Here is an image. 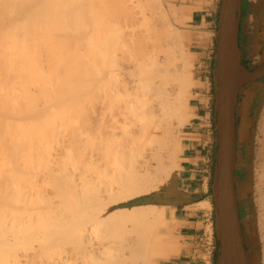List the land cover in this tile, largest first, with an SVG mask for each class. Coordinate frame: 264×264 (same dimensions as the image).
I'll use <instances>...</instances> for the list:
<instances>
[{"label": "bare ground", "instance_id": "bare-ground-1", "mask_svg": "<svg viewBox=\"0 0 264 264\" xmlns=\"http://www.w3.org/2000/svg\"><path fill=\"white\" fill-rule=\"evenodd\" d=\"M58 1L59 0H51V4L48 3V2H50V1H48L47 3L50 5H47V3L44 2V0H0V33L6 32L4 34L2 33L0 36V55L2 56V59L0 62L4 63V65H6V62H8V60L10 61V64H11V61H14V62H12L14 65L11 64L12 66L11 65L8 66V68L12 67V68H10L11 71L12 70L15 71V68L13 69V66L15 67V64H17V66H18L19 62H22L24 67H25V65H28L26 67V70L25 69L23 70V71H26V73H27L28 67H29V70H30V68H32V67H30L31 66L30 63L33 62V59L34 60L37 59L36 56H35V58L30 59V57L34 56V54L32 55V53H30L31 56L28 55L29 51L31 50L30 52L35 53L34 50H36L37 48L40 49L42 43L44 42L42 40L44 37H46L45 35H47L48 33H51V35L53 34L52 36L55 35V33H54L55 30H54V32L51 30L52 29L51 25L55 22H54V19L51 20L50 19L51 17L49 18V16H50L49 14L52 15V13H53L54 16L56 15V10L58 11L60 9V8L57 9L58 6H57V4H55L56 2L58 3ZM66 1L70 2L68 0H66ZM66 1L62 0V2H61V0H60L61 4L64 3V4H62L63 6L62 5H60V6L64 7L65 5H67ZM111 1L112 0H81L82 4H81V2L78 1L81 4L80 5L75 0V2H76L75 4L80 5L78 10H77V13L75 14L76 11L74 10L75 9L74 8L75 5L73 3L74 1L71 0L73 5H71V7H70L69 4H72V3H69L68 6L70 8L67 9L68 8L67 6H66L67 8L66 7L65 8L67 9L68 12L70 11V14H71V12H74L75 16H77V15H79V16H77V18H75L73 16V14L68 16L69 13L67 12V14H68L67 16L72 17V18L71 19L69 18L70 20L69 19L64 20L63 17L66 15L62 12L63 10L58 11V12H60V15H59V13L57 14L59 16L56 15L57 17H59V19H62L61 21H65L66 24L65 23L64 24L66 25L67 30H68L67 23H69V21H72L74 23L73 19L75 18L77 20V19H79V17L81 18V20L79 19V21L86 20V22H88L89 25H91L93 23L94 24V25L92 24L93 27L95 26L97 29V31H95L94 38L92 37L93 35H91V37L93 38V41H91V43L93 42L92 48H94V50H93L94 56H93V68L91 69L92 72L90 73V74H92V80H91L92 82L91 81L90 82L92 83L91 88L94 91V92H91V93H94V96H93L94 99H93V103H92V105L94 104V107H93L94 110L92 109L94 112L91 110V114H92L93 118L90 115L89 119H91V120H89V121H91V122H89L90 123L89 128L87 129V127H86V131H89L88 132L89 133L88 137L90 138L89 139L90 141H88L89 145L91 143L92 144H91V146L87 147V143H86V139H85L86 136H85L84 131H83L84 129L82 126H80L79 135L74 136V137H76V139H75L76 142L74 145L75 151L77 152V155H78V159H77L78 160V168H77L78 173L75 177V180H74L73 184L65 183L63 179H56L55 180L56 187L58 188V190L61 191L60 194H63L60 197L62 199V201L60 203L63 202L61 204V206L63 208L62 209L63 212L60 211L61 215H62V217H61L62 219L59 218V220H63V221H60V224H59L58 223L59 220H58L56 222L57 223L56 227H54V228L51 227L53 225L47 226V227L51 228V229H48V228L47 229H48V231H50V233L53 237H57L55 235H58V237L56 239L60 238V240H58V242H60L64 247L63 255L65 253V256L63 257V260L61 262L62 264H68V262H70V261L73 262L72 261L73 259L76 262V259L79 256H75L76 255L75 249H77V248L82 249L83 248L82 242L85 241L84 238L86 237V242H87L88 241L87 237L89 239V236L91 237L90 233L93 232L94 230H95V232L97 231V233L99 232L98 234H100V233L103 234L104 239H101L100 246L96 247V250L98 251V252H96V254L100 253L101 251L105 252L108 255L107 264H140V263L143 264L144 260H145L144 259V256H145L144 253H146V251L149 248L151 249L152 253H155V251L157 252L158 250H156V244H154L153 246L151 245V247H150V235L152 234V232L155 233L154 230L156 229V227L162 224L163 216L158 211L156 206L149 204V200L147 198L146 192H140V190L142 187L146 186L147 178L154 176L153 177V179H154L155 177L157 178L156 175L166 174L169 172L170 165L168 163H164L163 157L167 156V158L171 159V156H173L174 153L172 154V152H171L173 150H171V151L169 150L170 146L171 147H174V146L177 147V146L182 144V139H178L177 137H174L175 134L170 132V129L168 128V126H170V125H168V122L171 119H173L174 117H177V118L182 119V120L184 119L182 112H183V107H184L185 101H184L183 96H182V92H183L182 90L191 85L192 76H191V74L189 72L190 70L188 69V66L186 64L187 62L185 63V58L183 60L179 59L180 61H182L181 63L184 64L182 68H181V63L179 61H177V58L179 56L178 57L176 56V53H175L176 51L173 47L176 44V40L171 39L172 32H171V29H169L170 26L168 25L169 22L167 20L168 16H166V13H165L166 11L164 12V10H163L164 7L162 4V0H147V1H151L152 3H154V5H151V3H149L150 4L149 9H147L145 7V11L146 10L149 11L151 8L154 11L158 10L157 13L151 12L152 11L151 10L150 11L151 13L149 12L150 14L143 13V9L142 10L140 9V7L144 8L141 0H137V2H138L137 4L142 3V6L141 5H138V6L135 5L136 7L131 4V3H133L134 0H117L118 2L115 3V5H118L123 1V5L128 4V6L126 5L128 10L130 8L131 9L133 8L132 10L136 9L135 10L136 13H137V11H139V13H140V11H141L142 15L141 14L140 15L142 16V19L150 21L151 22V28L146 23H145V25L148 26L149 28L145 27V25H143V27L140 26L143 24L142 22L144 20H142V22H141L139 20L140 18H138V17H137L138 19L136 20L135 17L139 14H136L134 12L136 14V16H135V14L132 13L133 11L131 9H130L132 11L131 14H129L130 12L127 9H126V11H128L129 13H127L125 10L121 11V9L119 7L120 6L122 7V5L115 8L113 5H114V1L116 2V0H114L113 3ZM42 2H44L47 6L45 5L43 8L44 3L41 5ZM53 2H55V3H53ZM144 3L147 4L148 2L144 1ZM134 4H136V2H134ZM58 5H59V3H58ZM56 6H57V8H56ZM150 6H151V8H150ZM39 7L43 8V10L39 9ZM110 7L115 8V10L120 9L121 14L117 13V11L115 14L113 8H111L112 11L114 12V14H113ZM71 8H72V11H71ZM124 8H126V7H124ZM54 9H55V13H54V11L53 12L51 11ZM138 9H140V10H138ZM64 11H65V9H64ZM106 11L107 12L109 11L108 14H110V18L112 20L107 19L104 22H102L104 19H106L105 16H108L107 13L105 14ZM62 13L64 14V16ZM103 13L105 16L103 15V17H102L103 19H101L102 20L101 22L103 24L107 23V24H105L106 26L105 25L103 26L102 24L100 26V24H98V23H100V21L97 23L96 21L93 20V18L91 20V17H92L91 15L94 16L95 14L96 15L98 14V15L102 16L101 14H103ZM125 13H127V16L129 15V17L135 16L134 19L133 18H132V20H130L131 18L129 19L130 22L132 21V23H133V21L134 22L140 21L139 28L135 27L136 25H138V22H137V24L136 23L132 24L129 21L128 22L130 24L125 22V24H123L124 26L121 24H119L121 26H118V23L120 20L125 21V19H126L125 17H127V16H124ZM117 14H119V15L123 14L121 16L122 18L120 16L117 17ZM30 15H31V18L33 15H34V17H36V16L37 17L33 18V20H32V19H30ZM54 16H52V17L55 18L56 16L55 17ZM67 16L64 18H68ZM46 17H47V19H46ZM94 17L96 19V16H94ZM113 17H114V19H113ZM48 18L50 21H52L51 22L52 24L49 27H46L45 24L48 23ZM100 18H97V20ZM56 19H58V18H56ZM56 19H55V21L58 22L59 19H58V21ZM50 21H49V24H50ZM66 21H68V22H66ZM110 21H112L113 24H115L114 26H117V28H119L117 30H120L121 29L120 27H125V26H127V29H129L130 32L128 30L127 31L124 30L128 34L126 39H127L128 43L131 45V46L129 45V48H131V50L128 48V45L126 47L129 49V52L126 51L125 50L126 48L124 49V47H123V46H125V44H123L121 41L124 42V40L121 39V41H118V42H121L119 44L115 38L114 39L115 42L111 43L112 32H110V31H112V30L115 31V29L113 27L109 28V26H111V23H112ZM115 21H118V22L114 23ZM72 22H70V23H72ZM77 22L78 21H75V23H76L75 25H77ZM59 23H60V21H59ZM97 24H98V26H97ZM148 24H150V23H148ZM29 25H33V26L35 25V26L33 28V26L29 27ZM69 26H72V24H70ZM10 27L12 29H9ZM45 27L51 31L47 32L48 29H46ZM128 27H130V28H128ZM144 27H145V30H141V29H144ZM59 28H60V26H59ZM61 28H60V30L57 29L56 31H59L60 35L63 33V35H61V36H64L65 34H67V33H65V32H67V30L64 29L65 26L62 28V30H61ZM147 28L149 29V31H148V33L145 32V33H147L146 34L147 36L146 35L144 36L143 32L146 31ZM88 29H89V27H88ZM137 29L141 30L143 32L139 31V32H141V33H139L137 31ZM5 30H7V31H5ZM63 30H64V32H63ZM117 30L115 31V33H113L114 35L117 33ZM83 31H85V30H83ZM43 32H45L47 34L44 33L45 34L44 35ZM119 33H120V31H119ZM122 33L123 32L120 33L121 36L122 35L124 36V33L123 34ZM59 34L57 33V35H55V36L56 37L58 36L60 38L61 36ZM67 35H69L70 39L73 38L71 36L72 34L70 32ZM47 36H50V35H47ZM52 36H50L51 40H49V37H48L47 39L49 41L46 40V42L52 41V38L58 39V37L56 38L55 36L54 37H52ZM121 36L119 35V37H121ZM126 39H125V42H126ZM177 39H178V37H177ZM46 42H45V45L44 44L42 45V49L44 48V50L47 49V48L45 49V47H43V46H46ZM114 43H115L116 49L113 47L114 45L112 46V44H114ZM92 44H91V46H92ZM121 44H122V46H120ZM122 47H123V50L125 51V53L126 52L130 53V51L132 53L134 52L133 54L131 53V55H129L127 53L129 55V57L128 56H126V57L129 58L128 61H130L132 59V57L133 58L136 57L135 60L132 59L130 62L132 65L134 62L133 66H134L135 72H133V70L131 71L129 67H126V68L127 69L129 68L130 72H132V74H131L129 71H127L132 75V77H131V79L133 78L132 81H134L133 76H135V77L137 76V79H138L137 81L135 80L136 81L135 82V85H136L135 88L133 87V89H129L131 91L128 90V92L124 91L125 94L127 95L126 96L127 99H125V100H127V103H126L127 109L125 108L126 112L121 111L123 108L119 109L122 104L119 106V108L115 107L116 106L115 104L117 102H115V104H114L115 106H114L112 104V101L114 102V99L110 98L111 97L110 95L113 94L115 91V90L113 91V88H112L114 85V83H113L114 80H111V79H113L114 77L116 78V76L114 74H112L113 78L110 77L111 73H114V72L111 71V68H109V67H111V65H110L111 62L113 63V61H114L112 66L115 64L117 58L113 57V56L116 55L115 54L116 51H120V50H118V48L122 49ZM132 47H133V50L135 47L136 51H132ZM32 48H33V51H32ZM34 48H36V49H34ZM112 48H114L116 51L114 49L112 50ZM110 49H111V51H110ZM39 51H41V50H38L37 53ZM42 51H41V54H42ZM2 52L5 53V54H3V55H5L4 57L2 55ZM24 52H28V54L24 53ZM109 52L111 54L110 56H109ZM23 53L25 56H23ZM37 53H36V55H37ZM182 53L183 52H181V54ZM41 54L38 55L40 60L43 58L42 56H45V54L44 55L42 54V56H41ZM136 54H137V56H136ZM26 55L28 57L30 56L29 60L31 62L28 61L27 59H26L27 60L26 62H24L25 61L24 59H23V61L20 60V59L26 57ZM134 55H135V57H134ZM46 56L44 57L45 58L44 60H46ZM4 58H6L5 60H7V61H4L3 60ZM39 58L37 59L38 63L36 61H34L37 63L38 67H39L38 64H41L42 62L44 63V60L43 61L41 60L39 62ZM181 58H182V55H181ZM102 59L105 60L107 63L111 59V62H109L108 64L105 65L106 62L102 61ZM15 62H17V63H15ZM27 62H28V64H27ZM102 62H105V63H103L104 64L103 66H102ZM177 62H179L180 65H178ZM8 64H9V62H8ZM128 65H126V66H128ZM17 66H16V70H17ZM20 66H19V68H20ZM32 66L34 68L33 63H32ZM37 66L35 65V67L38 69ZM42 67H44V66H42ZM107 67L109 68V71H111V72L106 70ZM191 67L192 66H189L190 69H191ZM4 68L5 67L3 66V70L8 72L6 70V68L5 69ZM21 68H23V67H21ZM36 68H34V71H36ZM44 68L46 69V67H44ZM126 68H125V71H126ZM172 68L174 70H172ZM41 69H42V71L40 69L39 70L42 73H44L45 70L43 68H41ZM40 71L39 72L36 71V73L42 74ZM125 71H124V73H125ZM137 72H138V75H137ZM9 73H11V72H9ZM15 73H16V71L14 72V74ZM18 73L22 77L25 76V73H22L21 70L18 71ZM31 73H34V72L32 71ZM129 73H127V74H129ZM133 73H135V74L133 75ZM12 74H13V72H12ZM12 74H10L11 75L10 77L13 76ZM1 75H3V74H0V76ZM6 75L8 76V74H6ZM18 75H17V73L15 74V76H18ZM29 75H30V73H29ZM32 75H31V77H32ZM42 75H39V76H41L40 79H42ZM34 76H36V74ZM118 76L119 75H117V77ZM138 76H139V78H138ZM90 77H91V75H90ZM16 78H18V77H16ZM119 78H121V77H119ZM0 79H1V77H0ZM52 79L53 78H50V80L48 81L49 85L51 83L53 84ZM33 81L35 82V81H37V79H35V77H34ZM39 82H40V80L37 81V83H39ZM41 82H42V80H41ZM111 82H112V84H111ZM117 82L115 83L116 85H117ZM171 82H173V84L175 83L179 86V90H177V92H176L177 94L175 93L176 96H174V99L172 98L173 95H171L174 92H171V91L173 89H176V88L172 89V87H169ZM3 84H5V83H3ZM3 84H0V90H3V86H4ZM128 85H129V83H128ZM6 87L8 88V86H6V84H5L4 88H6ZM9 87H11L10 84H9ZM16 87H15V90H17ZM50 87H51V85L48 86L49 89L52 88V87L51 88ZM12 88L13 87H11L10 90ZM169 88H171L172 90ZM6 89H5V91H6ZM114 89H115V87H114ZM8 90H9V88H8ZM8 90H7V93H8ZM13 90L9 91L12 94V95L10 94V96H9V93L7 94V93H5V91L4 92L0 91L2 94L5 93V95L3 94V96H0V99L6 95L8 97H10V99H12L15 96V95L13 96V93H12ZM109 90H110V92H109ZM111 90L113 91V93H111L112 92ZM51 91H52V89H51ZM101 91L102 92L104 91L106 93V96L108 97V98H106L105 96L104 97L102 96L103 97L102 100L103 101L105 100L104 102H101V95L103 94ZM15 92L17 93V91H15ZM47 92H50V90ZM47 92H44L45 94L44 93L43 94L46 95ZM1 93H0V95H2ZM115 93H117V92H115ZM119 93H120V91H118V94ZM32 94L33 93H30V95H32ZM107 94H109V95H107ZM118 94H116V95H118ZM121 94L122 93H120V95ZM47 97H48V93L46 96H44L45 102L48 104V101H46ZM124 97H125V95H124ZM104 98H106L107 100ZM42 99H43V97L39 100L41 101ZM109 99H112V101H109ZM118 99H119V97H118ZM13 100L15 101L14 98L12 99V101ZM39 100H38V102H40ZM17 101H18V99H16L15 102L10 101V103L12 104V106H13V103L16 106V104L18 103ZM107 101L109 103H107ZM45 102L43 100L42 103H39L40 106H42V108H40V106H38L37 105L38 103L36 102L37 104L35 103L34 105H32L33 108H35V109L30 108L29 112H31V110L33 109L34 113L37 114V112H35V110H36L35 105H37L38 108L43 109L44 108L43 104ZM67 103H68V101L65 102V105ZM11 104L8 103V105H11ZM101 104H103L104 107ZM119 104H120V102H119ZM109 105H110V107H109ZM112 106H114V108ZM3 107L7 108L5 106H3ZM19 107L20 106H18V109H19ZM28 107H31V106H28ZM1 108H2V106H1ZM4 108L2 109V111H5L4 113L7 114L8 111L6 112V110H4ZM23 109H25V106L23 107ZM110 109L112 111H110ZM14 110H15V108H14ZM17 111H19V110H17ZM22 111H19V113ZM40 111H38V112H40ZM108 111L111 114H109ZM114 111H116L117 113L118 112L119 113L124 112L122 114L123 116L122 115H120V116L125 118V121L123 118L119 117V114L117 116V114ZM10 112H8V113L10 114ZM41 112H40V114H41ZM13 113L14 112H12L11 114H13ZM25 113H26V111H25ZM34 113H32V114L34 115ZM93 113H94V115H93ZM14 114L16 115V114H18V112H15ZM26 114L28 115L29 113L27 112ZM26 114L23 116L27 117ZM114 114L116 115V118L114 117L115 119L113 118ZM30 115L31 114H29L28 117ZM33 115L30 116L31 119H34L32 117L36 116V115L35 116H33ZM109 115H111L110 118L112 119V121H111V119H109ZM20 116H21V113H20ZM40 116H42V114ZM40 116H38V117L36 116L37 119H39ZM118 117L120 118L119 121H121V122L117 123L118 125L120 123H122V121L128 122V123L127 122L122 123L121 125L118 126V127L123 128V132L126 130L124 128V127H126L125 124L130 125V127L131 126L132 127L130 128L127 126L126 128L131 129L130 132L128 134H126L128 131L123 133V134L121 133V134H119L120 137L116 138V136L113 137L115 134L114 135L111 134L113 131V130L111 131V128L114 129V127H111L112 125L109 123L114 121L113 123L116 124V122L119 119ZM13 119L15 120V118H13ZM126 119H128L129 121L131 119V123L133 125ZM32 122H33V120H32ZM53 122H54V120H53ZM106 122L108 123L107 125H106ZM134 122H135V124H134ZM5 123H7V122L5 121ZM30 123H31V121H30ZM37 123H40V121ZM55 124H52V126H51V123H50V127H54V128L57 127L56 122H55ZM169 124H171V122ZM17 125L16 126L19 129L22 127V126L20 127V125H22V124H17ZM31 125L33 127L34 124L29 125L30 130L33 129L31 127ZM38 125H41V124H38ZM38 125H37V128L39 127ZM108 125H110V126H108ZM13 126L14 125L12 124L11 128ZM76 126H75V128H76ZM171 126H172V124H171ZM15 127H14V129H15ZM24 127H26V126H24ZM106 127L110 128L109 131H108V129H106ZM118 127H116V128L118 130H120L121 128L119 129ZM133 127H134V130H132ZM173 127H174V124H173ZM9 128L7 127L8 130H9ZM23 128H21L19 130V132L16 129V131H14L15 134H14V132H12L13 128L11 129L12 131L9 133V135H11L13 133L14 137L17 136V137H15L16 140L15 141L13 140V143H12V140L9 143V140L7 139V137H5L8 140L7 141L8 145L12 144V145H9L10 146V152L13 150L12 148H14V151L17 153V154L15 153L16 157L19 154L23 155L25 153V151L28 150V148L30 149L29 151H31L30 154L34 155V153L37 152V151L34 152L35 149L37 150V147H38L37 145H39L40 147L42 145V142H38L39 144H36V142H34V140H33L34 137H35V139L36 138L38 139L41 134H39V133L36 134V131L34 133V130H32L33 133H31L32 131L30 132V130H29V132L31 133V136L32 137L34 136V137L33 138L31 137V139H32L31 141H33V142L30 144L28 143L29 147L27 148L28 145L26 142H28L30 136L28 135L29 134L28 133L27 135L29 137H27L28 139L26 138L27 141H25L26 140L25 137L27 136L25 134L27 133V130L29 128H25L26 130L24 129L25 134H24V132L21 133L23 131L22 130ZM54 128H52V129H54ZM59 128L61 129L60 126L58 127V129ZM129 129H127V130H129ZM54 130H50V131H53V134H54L55 133ZM77 130H78V128H77ZM172 130L173 129H171V131ZM47 131H48V129H47ZM115 131H117V130H115ZM173 132H175V131H173ZM175 133L177 134V132H175ZM21 134H24V136ZM35 134H36V136H35ZM172 134H174V135H172ZM7 135H8V133H7ZM37 135H38V137H37ZM49 135H50V132H49ZM116 135H118V131H117ZM51 136H53V135L51 134ZM54 136H55V134H54ZM57 136L59 137L60 135L57 134ZM10 137H12V135ZM14 137H12V138L14 139ZM58 137H56L57 140H58ZM129 137H130V139H129ZM6 139H5V142H6ZM9 139H11V138H9ZM19 139H21L20 143L18 141ZM48 139L49 138H47L46 140H48ZM112 139L114 140L113 142L115 145H113V143H111ZM46 140L44 141V139H43V141L45 143L47 142ZM109 140H110V142H109ZM35 141H37V140H35ZM107 141L109 143H111L112 146L110 144H107ZM117 141H119V142H117ZM3 142L4 141H2V145H5L6 149L1 148L2 151H0V153H2L3 151L8 153V150H7L8 145L6 146L7 142L6 143H3ZM22 142L24 143V145L25 144L27 145L26 147L24 146L25 149L27 148L26 150L23 149L24 148L23 146H20V145H22L21 144ZM144 142H145V144H147L146 147L143 144ZM49 144L50 143H48V145ZM140 144H142V146H140ZM262 144L264 146V142H262ZM2 145H1V147H2ZM172 145H174V146H172ZM11 146H14V147H11ZM143 146L145 147V149L143 148ZM40 147H38V148L40 149ZM52 147H53V145H52ZM39 149H38V151H39ZM49 150L51 151V149H49ZM42 151H41V153H43ZM44 151H46V150H44ZM10 152L8 153L9 156L7 155V153H6V155H4L5 154L4 152H3L4 154H0V155L10 157ZM27 152L28 151H26V154H27ZM13 153L11 155L12 158H14L13 156H15V154L13 155ZM170 153L172 155H170ZM37 154H38V152H37ZM45 155H46V153H45ZM11 157L9 159H11ZM19 157L20 156H18V161H19ZM138 157H139V159H140V157L141 158L143 157L142 159H140L142 161H137ZM21 158H22V156L20 157V159ZM25 158H23V159H25ZM36 158L38 159L39 157H36ZM36 158H34V159H36ZM3 159H5V157ZM23 159H21V160H23ZM30 159L28 158V162L30 161ZM6 160L9 161L7 158H6ZM14 160H15V158H14ZM3 161H5V160H3ZM15 161H17V160H15ZM256 164H257V170H259V167L262 168V175H260L258 173L259 182L256 183L255 191H254L255 196H256V213H257L255 224H256V228L258 229V232L261 235V240L264 243V156L262 154L260 155L259 162L257 161ZM5 165H7V164H5ZM32 165H33V162H31V167H32ZM87 167H88V172L85 174L84 171H85V168L87 169ZM1 168L2 167H0V170L2 172L4 167L2 169ZM257 172H259V171H257ZM6 173L7 172L5 171V176L3 175L4 177H7L8 174L6 175ZM28 175L30 176V172L27 171V176ZM9 176H10V174H9ZM13 180H11V183H13L15 181V180L14 181ZM6 181H5V183L8 182V181L7 182ZM19 181H20V179H19ZM0 184L3 185V183H0ZM13 184H15V183H13ZM16 184L14 185V187H16ZM8 185H9V183H7V186ZM3 187L4 188L1 187V190L2 189L3 190L0 191V193L3 191L6 193L7 189H5V188H8V187H6L5 184ZM8 190H7V193H8ZM11 194H9V193L8 194H4V193L2 194L1 193L0 196L2 198L3 197L6 198V196H10ZM60 194H59V196H60ZM12 196L13 197H11V196L10 197L12 199L14 198L13 201L10 197H7L6 200L2 199L0 197V201L7 202V204H9L8 202H10V201H7L9 199L13 202V203L11 202L12 203L11 205H15L16 203L21 202V200L17 199L19 197H16L15 194H13ZM61 199H59V201ZM0 203L3 204L2 202H0ZM0 209H1V207H0ZM1 212L2 211L0 210V213ZM69 212H71V213L69 214ZM1 214L3 215V213H1ZM4 214L6 215V216L4 215L5 218L9 217V215L11 217H12V215L17 216V213L7 214L5 212ZM4 216H2V217L4 218ZM2 217L0 215V219H2ZM11 217H9V218H11ZM14 217H12V218H14ZM17 217L20 218L19 215ZM17 217H16V220L14 219L11 221V224L13 223V221H15V222L19 221V218L17 220ZM25 218H26V216H25ZM28 218H29V215H28L27 219ZM33 219H34V217H33ZM3 220H1L2 224L6 225V223H3V222H6L5 219H3ZM20 220H22V219L20 218ZM25 220L26 219H24L23 221H25ZM9 221H10V219H9ZM23 221H21V222H23ZM26 221H28V220H26ZM26 221H25V223L26 224L28 223L27 226L28 225L31 226V224L34 225L32 222V218L29 220L31 224L29 223V221L28 222H26ZM1 222H0V226L1 227L3 226L2 228L4 229V225H2ZM21 222H18L17 226L19 224H21ZM37 223L40 225V221L39 222L37 221ZM42 223L44 224V222H42ZM42 223H41V225H42ZM88 223L93 225L92 228L87 227L86 229H84L83 227ZM25 225L22 229L25 228ZM57 225H59V226H57ZM27 226L25 228L26 230L29 228V227L27 228ZM71 226L76 228V229H79V233L75 232V231H77L75 229H74L75 231L72 230L73 228H71ZM1 227H0V229H1ZM19 227L20 226H18L17 228H13V229H15L14 232L16 234L14 232H12V233L6 232V234L8 233V235L9 234L16 235V239L18 238V241H19V238H22L23 234L26 233L24 230H22L21 232H23V234L21 233L20 234L21 237H19L18 233L20 232L19 229H21ZM5 228L7 229L10 227H5ZM70 228L72 230L71 232H70ZM3 229H1V231H0V254H3V253L9 254L10 252H12L13 245L16 244L17 240L14 241L15 242L14 244H11L7 239H5L6 237H4L7 235L3 236V234H5L4 232L6 231V230L4 231ZM45 230H46V228H45ZM43 232L45 233V231H43ZM69 232L70 233L75 232L74 233L75 234L74 241H76L75 243L77 244V245H74V246H77V248L75 247V249H74V247H73L74 250L72 249L74 251L73 256L76 258L73 257L72 259H71V255H72L73 251H70V255H69L70 258L67 255L68 254L67 252L69 251L68 250L69 248H67V246H69L68 240H69V236L71 235ZM50 233L46 232V234H47L46 237L48 236V237L52 238L50 236ZM17 235H18V237H17ZM40 235L41 234H39V236ZM34 236H36V234ZM39 236L37 235V237H39ZM41 236L45 237V235H41ZM151 239H152V237H151ZM14 240H15V238H14ZM152 241H151V244H153ZM70 242L72 243V241H70ZM27 244H28V242H27ZM27 244H25L23 248H25V246L27 247ZM234 246H235V258H236L237 264H249L248 263L249 259H247L248 261L246 259H243V256L240 252V247H239V243H238L237 239L234 240ZM14 249H16V246ZM149 253H150V251H149ZM158 254L161 255V253L159 251H158ZM149 256H151V254H149ZM152 256H155V255H152ZM61 259H62V257H61ZM69 259H71V260H69ZM0 261H1L0 262V264H1L2 260H0ZM139 261H141V262L139 263ZM142 261H143V263H142ZM76 264H78V263H76ZM253 264H255V259L253 261Z\"/></svg>", "mask_w": 264, "mask_h": 264}, {"label": "rangeland", "instance_id": "rangeland-1", "mask_svg": "<svg viewBox=\"0 0 264 264\" xmlns=\"http://www.w3.org/2000/svg\"><path fill=\"white\" fill-rule=\"evenodd\" d=\"M48 1H50V2H48ZM68 1H70V2H67L66 1L67 5H65L64 7H62L63 6L62 4H64V3L61 4L62 0H61V2H60V0L58 1L59 5H58L57 2L56 3L53 2V3L57 4L58 8H57V6H56V8L57 9L60 8L59 9L60 11L63 10L62 12L66 16L68 15L67 14V12H68L67 9H69L71 7V5H73V3H74V5L76 6V7L74 6V8H75L74 10L76 11L75 12V14H76L79 6L82 4L81 0H76L77 2L78 1L81 2V4L78 2V4H80V5L75 4L76 3L75 0H72V1H74L73 3L71 2V0H68ZM113 1L114 0H112L111 2L113 3ZM144 1L145 2H148L147 3L148 5L145 4ZM44 2H46V3L48 2V3L51 4V0H46V1L44 0ZM44 2H42L41 5ZM117 2H118L117 0H116V2L114 1V5L113 6L115 8H117L120 5H122V7L124 6L126 8L123 7L124 8L123 9L121 6L119 8L121 9V11L122 10L123 11L124 10L126 11L128 4H126L127 6L126 5H123V1H122L120 4L115 5V3H117ZM134 2H136V4H134ZM141 2L143 3L144 8H141L140 6L139 7H140L141 10L143 9V13L150 14L151 12H156V13L158 12V10L157 11L156 10L155 11L152 10L151 6H150L151 9L149 11L148 10L145 11V7L147 9H149V5H150L149 3H151V5H154V3H152L151 1L141 0ZM48 3H47V5H50ZM69 3H72V4H69ZM137 3H138L137 0H134L133 3H131V4L133 6H135V5L136 6H138V5H141L142 6V3L141 4H137ZM68 4L70 5V7L68 6ZM162 4H163V7H164L163 10H164V12L166 11L165 12L166 13V16H168L167 17V20L169 22L168 25L170 26L169 29H171V32H172L171 39L176 40V44L173 47H174V49L176 51L175 52L176 53V56L177 57L179 56L177 58V61H179L181 63L182 61H180L179 59L183 60L185 58V63L187 62L186 64H187L188 69L190 70L189 72L191 74V69L189 68V66H191V63H190L191 62V56H190L189 51H188V46L185 43V37L187 35V32H186L184 14H183L182 10L180 9V7L178 5V0H162ZM45 5L46 4L44 3L43 8H44ZM60 5H62V6H60ZM40 7H39V9H42L43 10V8H40ZM111 8H113V7H110V9ZM115 8H113L115 14H116V11H117V13H120L121 14L120 9L119 10L118 9L115 10ZM64 9H65L66 12L64 11ZM130 9L129 10L127 9L130 13L128 11H126V12L129 13V14H131L132 11H133L132 12L133 14L136 13L135 12L136 9L135 10H132L133 9L132 8L131 9L132 11ZM140 9H138V10H140ZM51 11L52 12L54 11V13H55V9L54 10H51ZM58 11L56 10V15L58 13L60 15V12H58ZM71 11H72V8H71ZM111 11H112V9H111ZM114 12H113V14H114ZM68 13H69L68 16H70L71 14H73V16L75 18H77V16H79V15L75 16L74 15V12H71V14H70V11H69ZM106 13H107V15L109 17L108 16H105L104 13L101 14L102 16H100L98 14H97L98 15L97 16L95 14L94 16H96V19H95V17L93 15H91L92 16V17L90 16L91 17V20L93 18V20L96 21L97 23L100 21V23H98V24H100V26H101V24L104 26L107 23H104L103 24L102 22H104L107 19L108 20L109 19L112 20L110 18V14H108L109 11L108 12L106 11L105 14ZM127 13H125L124 16H127ZM64 14H63V16H64ZM136 14H139V15L136 16ZM136 14H135L136 17L134 16L136 18V20L138 18H140L139 20L142 22V20H144V19H142L141 11H140V13H139V11H137ZM49 15H50L49 18L51 17L50 18L51 20L54 19V22L56 24L55 23L52 24L51 23L52 21H50L49 18H48V23L45 24V25H46V27H49L52 24L51 25L52 26V29L51 30L53 32L55 30V32H54L55 35H57V33L59 34V31H56L59 28V26H60V28L61 27L63 28L65 26L64 29L67 30L66 29V25H65L66 24L65 21H61L62 19H59V17H57L59 15H57V16L55 15L56 17L54 16L53 13H52V15L51 14H49ZM103 15L106 17V19H104L102 21L101 19H103L102 18ZM122 15L117 14V17L118 16L121 17ZM52 16H54L55 18H53ZM66 16H64V17H66ZM36 17H34V15H33L32 18H31V15H30V19H32V20H33V18H36ZM64 17H63L64 20H67L69 18L70 19L72 18V17H68V18H64ZM134 17H129V15H128L127 17H125L126 18L125 21H123V20H120L119 21L118 26H121V25L125 24V22L126 23H129L130 20H132V18L134 19ZM56 18L59 19L60 23H59L58 19H56ZM75 18L73 19L74 23L72 21H69V23L72 22V23H70V24H72V26H69L70 24L67 23L68 30H67V32H65L67 34L70 32L72 34L71 36L73 37V38L71 37L72 39H70L69 35H67L65 33H64L65 34L64 36H61V35H63V33H62L61 35L59 34L61 36L60 38L57 36L58 39H55V38L53 39L52 37H54L55 35L52 36L53 34L51 35V33H48L47 34V33L43 32V34L45 33L47 35L52 36L51 37L52 38V41L46 42V40L49 41L51 39H50V36H47V35L44 34L46 37L43 38L42 41H44V42L42 43V45L43 44L45 45V42H46V46H43V47H45V49L46 48L47 49L46 50H44V48L42 49V45H41V48L40 49L39 48H37V49L34 48V49H36V50H34L35 53L34 52H30L31 51L30 50L31 48L29 49L30 50L29 51V54H28V52H24V53H27L30 56H31L30 53H32V55L34 54V56H32V57L29 56L30 59L35 58V56L38 59L39 58L38 55H40L41 54V51L43 50L42 51V54L43 55L45 54V56L46 55L47 56H46V60H44L45 59L44 58L45 56H42V54H41V56L43 57L41 60L42 61L44 60V63L42 62L44 65L42 63L41 64H38L40 68L37 66V63H38V60L37 59H35V60L33 59V62H31L29 60V57L27 55H26V57L20 59L22 61L24 59L25 60L24 62H26L27 60L30 61L31 62L30 63L31 66L30 65L29 66L32 67V68H33L32 63L34 65V68H36L35 67V65H36L38 67V69L36 68V71H38V72L40 70L42 71L41 68H43L45 70V71L43 70L44 73H42L40 71L43 75L40 74V73H36V71H34V68L33 69L30 68V70H29V67H28V70H27V73H26V71H23V70L24 69L26 70V67L28 65H25V67H24L23 64H22V62H19L18 66H17V64H15V67L13 66V69L15 68V71H16L17 75L19 74L18 71L21 70L22 73H25V76L22 77V76H20V74L18 76H15V74H16V73L14 74L15 71H13V70L11 71L10 70V68H12V67H9L8 68V66H10L11 64L14 65L12 63L14 61H11V64H10V61L8 60L9 64H8V62H6V65H4V63L0 62L1 63L0 64V74H3V75L0 76L1 77L0 84L5 83L6 86H8V88H9V90H8L7 87H6L7 89L4 88L5 87V84H3L4 85L3 86V90H0V91L4 92L5 89H6L5 93H7V90H8V93H9V96H10L11 93L9 91H11V90L14 89L12 93H13V96L14 95L15 96L14 97L12 96V97L15 99V101H16V99H18V101H17L18 103L16 104V106L17 105L20 106L19 109H18V106L16 107L14 105V103H13V106H12V104L10 103V101L11 102H15V101L14 100L12 101L13 98L10 99V97H8L7 95L4 96V97H2L0 99V111L2 112V113L0 112V126H1L0 127V144L2 145V141H4L3 143H6L8 140H9V143L11 142V140H12V143H13V140L15 141L16 140L15 137H17V136L14 137L13 136V133H12L11 135H12V137H14V139H13L12 137H10L11 135H9V133L12 130H13L12 132L16 131V129L19 132V130L21 128H23L24 126H26V127H24L22 129L23 131L21 133L24 132V134H25V130H26L25 128H29L27 130V133L25 134V135H27L29 133L28 135L30 136L29 137L27 135L25 137V139L27 137H29L28 142H26L27 145H28V143L30 144V143L33 142V141H31L32 140L31 139V137H32L31 136V133H33L32 130H34V133L36 131V134L37 133H39L41 135L43 134L42 136L40 135V137L38 139L37 138L35 139L34 136H33L34 138L32 137L33 140H34V142H36V144H39L38 142H42V145L43 146L41 145V147H40L39 145H37L38 147H40V149L37 147V150L36 149L34 150V152L37 151L38 154H37V152H35L34 155L33 154L31 155L30 154L31 151H29L30 149L28 148L29 145L28 146L26 144L24 145L23 142L21 143L22 145H20V146H23V147L24 146L25 147L27 146V148H28V150H26L27 148L25 149V147L23 148L26 151H28L27 154H26V151L24 150L25 153L24 154L22 153L23 155H21V154L18 155L20 157L22 156L21 159H23V158L26 157L23 160H21L20 157H19V161H18V156L16 157V154L17 153L14 151V148H12L13 149L12 151L14 153L12 151L11 152L13 153V155L16 153L15 156H13V157L17 161H15L14 158L11 157L12 153L10 152V146L9 145H12V144H9L8 145V142L6 143V146L8 145V148L9 149L7 148V150H8V153L10 152L11 159H9L10 157L4 156V155H6L7 152L3 151L5 154L3 152L0 153V154H4V155H0V167H2V168L4 167L5 168V169L3 168V171L2 172L0 170V177H1L0 178V183H3V185L0 184V191L3 190V189L1 190V187L4 188L3 186L5 184L6 187H8V188H5V189H7V190L9 189L8 190V193L9 194L12 193L10 196L13 197L12 195L15 194L16 197H19L20 198V199L19 198H17V199L18 200H21L20 203H16L15 205H11L13 203L12 201H13L14 198L12 199L10 196H6V198H4V197L2 198L0 196L2 199H5V200L7 199V197H10L12 199V201L9 200V199L7 200V201H10V202H8L9 204H7V202L0 201L2 203L4 202L3 204L0 203L1 204L0 205L1 209L0 210L2 211L1 213H3V215L1 213H0V215H1V217L4 216L5 215L4 214L5 212L7 214H9V213H13V214L14 213H17V216L19 215L20 218L22 219V220H20L19 217H17L16 215H14L15 216L14 217L12 214L11 215L14 218H12L9 215V217H11V218L7 217L8 218L7 219V218H5V216H6L5 215L4 218L2 217V219H0V222L3 219H5V221H6V222H3V223H6V225L2 224V222H1V224L4 225V229L2 228L3 226L2 227L0 226L1 229H3L4 231L6 230L4 232L5 234H3V236L4 235H7V236H4V237H6L5 239H7L11 244H14L15 243L14 241L17 240L16 244L13 245L12 252H10L9 254L8 253L7 254L6 253L5 254L4 253L3 254H0L2 256V257L0 256V258H1L0 260H2V263L1 264H62L61 262L63 260V257L65 256V253L63 255L64 247H63V245L60 242H58V240H60V238L59 239H56L58 237V235H55L57 237H53L51 235L50 231H48V229H51V228L50 227H47L48 225H53V226H51L52 228L56 227V224H57L56 222L59 220V218L62 219L61 218L62 217L61 212H63L62 211L63 208H62L61 204L63 202L60 203L62 201V199L60 197L63 194H60L61 191L58 190V188L56 187L55 180L56 179H63L65 183L73 184V182L75 180V177H76V175L78 173V169H77L78 168V160H77L78 159V155H77V152L75 151V146L74 145H75V142H76L75 141L76 137H74V136L75 135H79L80 126H82L83 129H84L83 130L84 131V134L86 136L85 139H86L87 147L88 146H91L92 143L89 145V142H88V141H90L89 140L90 138L88 137L89 136V133H88L89 131H86V127H87V129L89 128V125H90L89 122H91V121H89V120H91V119H89V117H90V115L92 116L91 110L94 107V104L92 105L93 99H94L93 98L94 93H91V92H94L93 89L91 88L92 87V83H91L92 82L91 81L92 80V74H90L92 72L91 69L93 68V56H94L93 50H94V48H92L93 47V44H92L93 42L91 43V41H93V38L95 36V31H97V29H96L95 26H94L95 28L93 27V25H94L93 23H92L93 25L92 24L89 25L88 22H86V20H83L82 19L83 21H79V19L81 20L80 17L77 20ZM97 18H100V19L97 20ZM46 19H47V17H46ZM55 19L58 22H56ZM113 19H114V17H113ZM49 21H50V24H49ZM75 21H78L77 22V25H75L76 24ZM140 21H137L138 22V25H136L137 24L136 21L135 22L133 21V23H136L135 24L136 25L135 26L136 28H139ZM66 22H68V21H66ZM110 22H112V21H110ZM117 22L118 21H115L114 23H117ZM130 23H132V21ZM142 23L143 24L140 25L141 27H143V25H145V23H146L151 28V22L150 21L144 20ZM148 23H150V24H148ZM98 24H97V26H98ZM119 24H121V25H119ZM114 25L115 24H113V22H112L111 23V26H109V28L113 27L115 29V31L117 29H119V28H117V26H114ZM31 26H33V25H29V27H31ZM34 26H33V28H34ZM148 26L145 25V27H148ZM88 27H89V29H88ZM125 27H120L121 29L120 30H117V33L118 34L116 33L115 35L113 34V33H115V31H113V30L110 31V32H112V34H111V36H112L111 43L112 42H115L114 41L115 38H116L117 42L118 41H121V39L124 40V42H125V39L127 38V35H128L126 33V31L127 30L129 31V29H127V26H125ZM145 27H144V29H141V30H145ZM60 28L58 30H60ZM62 28H61V30H62ZM128 28H130V27H128ZM148 28L144 32L141 31V30H138V29H137V31L138 32L139 31L143 32L144 33V36H145L148 33V31H149ZM9 29H12V28L10 27ZM46 29H48V28H46ZM7 30H5V31H7ZM48 30H47V32H50L51 31V30H49V31ZM83 30H85V31H83ZM124 30H126V31H124ZM119 31H120V33L121 32L124 33V36L122 35L123 37L121 36V34L119 33ZM63 32H64V30H63ZM141 32H139V33H141ZM145 32H147V33H145ZM2 33L4 34L6 32H2ZM2 33H0V36H1ZM91 35H93L92 36L93 38L91 37ZM119 35L121 37H119ZM48 37H49V40L47 39ZM177 37H178V39H177ZM121 42L123 44H125V46H123L124 49L127 47V45H128V48H129V45L130 44L128 43L127 39H126V42L125 43L123 41H121ZM121 42H118V43L120 44ZM91 44H92V46H91ZM112 46L115 48V43L112 44ZM120 46H122V44ZM123 47H122V49H119L118 48V50H120V51H116L115 50L116 48L115 49L112 48V50L114 49L116 51V53L114 52L116 55L113 56V57H116L117 58V59L115 58L116 59V62H115V64L113 66H112V64L114 63V61H113V63L111 62V59H110V61H108V60L107 61H108V63L111 62V64H110L111 67H109V68H111V71L114 72V73H111L110 77L113 78V75L112 74H114L116 76V78L114 77L111 80H114L113 81L114 85L112 87L113 88V91L115 90L114 93L117 92V93L114 94L113 91L111 90L112 91L111 93H113L114 95L110 93L111 94L110 95L111 96L110 98H113L114 99V102L112 101V99H109V101H112V104L113 105L115 104V102H117L115 104L116 106L115 105L114 106L115 107H118V108L122 104L119 109H122L123 108L121 111L126 112V109H127V105H126L127 100H125V99H127L126 98L127 95L125 94L124 91H127L128 92L129 89H133V87L135 88V86H136L135 85V82L138 79H137V76L136 77L133 76L134 77V81H132V79H133V78L131 79L132 72H130V70L131 71L133 70V72H135L134 71V66H133L134 65V62L132 61L133 62V65L130 62H131L132 59L135 60L136 57L134 55L135 58L132 57V59L130 58L131 60L128 61L129 58H127L126 56L129 57V55H131V53H132L131 51H130V53H128L129 52V49L131 50V48H129V49L126 48L125 50L128 51V52L125 53V51L123 50ZM38 50H41V51H39L40 53L39 52L37 53ZM32 51H33V48H32ZM110 51H111V49H110ZM132 51H136L135 47H134V50H133V47H132ZM181 52H183V53L181 54ZM24 53H23V56H25ZM36 53H37V55H36ZM3 54H5V53L2 52V55ZM180 54L182 55V58H181V55ZM110 55L111 54L109 52V56ZM4 56L5 55H3V57ZM136 56H137V54H136ZM0 57H1L0 58V61H1L2 56L0 55ZM5 59L6 58H4L3 60L4 61H7ZM41 60L39 58V62ZM34 61H36L37 63L34 62ZM102 61H105V60L102 59ZM17 62H15V63H17ZM105 62H102V66L104 65L103 63H105ZM179 62H177L178 65H180ZM108 63L106 62L105 65L108 64ZM27 64H28V62H27ZM126 65H128V66H126ZM183 65L184 64L181 63V68L183 67ZM3 66L6 68V70L8 72H6L5 70H3ZM16 66H17V70H16ZM19 66H20V68L21 67H23V68L20 69ZM42 66L46 67V69L44 67H42ZM126 67H129L130 70H129V68L127 69ZM109 68L107 67V69L106 68L105 69L107 71H109ZM125 68H126V71H125ZM31 70L34 73H31L32 72ZM172 70H174V69L172 68ZM111 71H109V72H111ZM124 71H125V73H124ZM127 71H129L131 74L129 72H127ZM9 72H11V73H9ZM12 72H13V74H12ZM29 73H30V75H29ZM127 73H129V74H127ZM6 74H8V76ZM10 74H12L13 76L10 77L11 76ZM35 74H36V76H34ZM134 74L135 73H133V75ZM31 75H32L33 78L35 77V79H37V81L40 80V82L39 83H37V81L34 82L33 81V78L31 77ZM39 75H42V79H40L41 76H39ZM90 75H91V77H90ZM117 75H119V76L117 77ZM137 75H138V72H137ZM16 77H18V78H16ZM119 77H121V78H119ZM50 78H53L52 79L53 80L52 81L53 84L50 82L51 83L50 85L52 87V88L51 87L50 88L52 89V91H51V89L48 88V86H50L49 83H48V81L50 80ZM138 78H139V76H138ZM41 80H42V82H41ZM116 82H117V85L115 84ZM127 82L129 83V85H128ZM9 84H10L11 87H13L11 90H10L11 87H9ZM111 84H112V82H111ZM174 84H173V82H171L170 85H169V87H172V89L173 88H176V89H173L174 91L171 88H169V89L172 90V91L170 90L171 92H174L173 94H171V95H173L172 96L173 99H174V96H176L175 93L177 92V90H179V86L177 84H175V85ZM15 87H16L17 90H15ZM114 87H115V89H114ZM188 88L189 87H186L185 89L182 90L183 91L182 92V96H183V99L185 101L184 102V107H183V112H182L183 113L182 115H183L184 119L182 120V119H179L177 117H174L173 119H171L168 122V125L171 126V124H172L171 127L168 126V128L170 129V132L171 133H174L175 134L174 137H177L178 139H182V136L180 135V131L182 130V128L185 126V124L191 118L190 115H189L188 104H187V101L185 99V98L188 99V91L190 89V88L189 89ZM48 89L50 90V92H47V91H49ZM15 91H17V93ZM118 91H120V93H122V94L121 95H120V93L118 94ZM129 91H131V90H129ZM44 92H47L48 93V97L46 99V101H48V104L45 102V99H44V96H46L47 93H46V95H44L45 94ZM109 92H110V90H109ZM5 93H3V94L5 95ZM30 93H33L32 94L33 96L30 95ZM102 93L103 94L101 95V102H104L105 100L103 101L102 98L104 96L106 98H108V97L106 96V93L104 91ZM3 94L0 95V96H3ZM116 94H118V95H116ZM123 94L125 95V97H124ZM107 95H109V94H107ZM117 96L119 97V99L120 98L121 99L119 100ZM42 97H43V99L40 101L39 99H41ZM106 98H104V99H106ZM38 100L40 102H38ZM43 100L45 102L43 104V107L44 108L43 109H40V108H42V106H40L39 103H42ZM67 101H68V103L65 105V102H67ZM119 102H120V104H119ZM8 103L11 104V105H8ZM35 103L38 106H40V108H38L37 105H35V107H36L35 112H37V114L39 113L38 115L36 113H34V110H33L35 108H33L32 105H34ZM107 103H109V102L107 101ZM101 105L103 106V104H101ZM1 106H2V108H1ZM3 106L7 107L8 109L7 108H4ZM24 106H25V109L26 110L23 109ZM28 106H31V107H28ZM114 106H112V107L114 108ZM109 107H110V105H109ZM3 108H4V110H6V112L7 111L10 112L11 110L12 111L10 112V114L8 112L6 114V113H4L5 111H2ZM14 108H15L16 111L14 110ZM30 108H33L31 110V112H29L30 111ZM17 110H19V111H22L23 110L24 112L23 111H22L23 113L20 112L21 113V116H20V113ZM37 110L38 111H40V110L42 111L43 110L42 112L40 111L41 114H42V116H40L41 114ZM25 111H26V113L28 112L31 115H33L32 113H34L33 116H35V115L37 117L40 116V118L37 119V117L35 116V117H32L34 119H31V117H30L31 115L28 117L29 114L27 115L25 113ZM110 111H112V110L110 109ZM116 111H114V112L117 114V116L119 114V117L120 118H123L120 115H122L124 112L123 113L122 112L121 113H119V112L117 113ZM12 112H14V113L15 112H18V114H16V115L14 113L11 114ZM25 114L27 115V117L26 116H23ZM109 114H111V113L109 112ZM93 115H94V113H93ZM110 116L111 115H109V119H111ZM114 117L116 118V115L115 114L113 115V118ZM13 118H15V120ZM92 118H93V116H92ZM120 118L118 119L117 122L115 121L116 124L113 123L114 121L109 123V124L112 125L111 127H114V129L111 128V131L113 130L111 134L112 135L115 134L113 137L116 136V138L117 137H120L119 134H121V133L123 134V133H125L127 131L128 132L126 134H128L130 132V130H131L129 128H126L127 126L130 127V125H127V124H125L126 127H124V128L126 130L124 132H123V128L122 127H118L122 123H126L127 122V121L124 122L125 121V118H123L124 121H122V123H120L118 125L117 123L121 122V121H119ZM4 120L7 123H5ZM32 120H33L34 123L32 122ZM53 120H54V122H53ZM126 120H128V119H126ZM30 121H31V123H30ZM39 121H40V123H37ZM111 121H112V119H111ZM55 122L57 123V127H55V128L54 127H50V123H51V126H52V124H55ZM129 122L131 123V119H130ZM170 122H171V124H169ZM12 124L14 125L12 127L13 129L11 128ZM17 124H22V125H20V127L21 126L22 127L19 129L17 127L18 126ZM30 124H34L33 127L31 125V127L33 128L32 130H30V126H29ZM38 124H41V125H38ZM107 124L108 123L106 122V125ZM113 124L115 126L117 125L116 127H118L119 129L121 128V129L118 130ZM134 124H135V122H134ZM173 124H174V127H173ZM37 125L39 126L38 128H37ZM59 126L61 127V129L59 128L60 130L58 129ZM75 126H76V128H75ZM108 126H110V125H108ZM7 127L8 128L10 127L9 128L10 131L7 129ZM14 127H15V129H14ZM134 127H133L132 130H134ZM52 128H54L55 130L52 129ZM77 128H78V130H77ZM47 129H48V131H47ZM106 129H108V131H109L110 128H107L106 127ZM127 129H129V130H127ZM171 129H173V130L171 131ZM29 130H30V132L31 131L32 132L30 133ZM50 130H54L55 131V133H54L55 136L53 134V131H50ZM115 130L118 131V135H116L117 134V131H115ZM173 131L177 132V134L175 132H173ZM6 132L8 133V135H7ZM49 132H50V135H49ZM14 134H15V132H14ZM24 134H21V135L24 136ZM36 134H35V136H36ZM51 134L55 138L53 136H51ZM57 134L60 135V136L58 137ZM174 134H172V135H174ZM5 137H7L8 140ZM37 137H38V135H37ZM56 137H58V140H57ZM9 138H11V139H9ZM45 138L46 139L49 138V139L46 140ZM5 139H6V142H5ZM27 139L25 141H27ZM43 139H44V141L45 140L47 141L46 142L47 144L43 141ZM129 139H130V137H129ZM35 140H37V141H35ZM18 141L20 143L21 142V139H19ZM111 141H112L111 143H113V145H115L114 142H113L114 140L112 139ZM109 142H110V140H109ZM109 142L107 141V144H110L111 145V143H109ZM117 142H119V141H117ZM48 143H50V144L48 145ZM143 144L146 147L147 144H145V142ZM1 145H0V151H2L1 148L2 149H4V148L6 149L5 145H2V147H1ZM52 145H53V147H52ZM140 146H142V144H140ZM144 146H143V148L145 149ZM172 146H174V145H172ZM11 147H14V146H11ZM48 148L51 149V151ZM38 149H39V151H38ZM44 150H46L47 152L44 151ZM169 150L170 151L173 150L171 152H172V154L174 153V155L171 156V159L170 158H167V156H164L163 157L164 163H168L170 165L169 172L166 173V174L156 175L157 178L155 177L154 179H153L154 176L153 177L151 176V177L147 178L146 186L142 187L141 190H140V192H146L147 198L149 200V204L156 206L157 209H158V211L163 216V222H162V224L156 227V229L154 230L155 233L152 232L153 235L152 234L150 235V247H151V245L153 246L154 244H156V250H158L161 253V255L158 254V251L157 252L155 251V253H152L151 252V249L149 248L146 251V253H144L145 254V256H144V259L145 260H144V263L142 261L143 264H174L175 263L174 260H175L176 256L179 254V251H180V244H179V240L177 238V225H176V221H175V218H174V207L172 206V200L178 195V192H177L175 183H176V178H177L178 172H179L180 155H181V145H179L177 147H175V146L174 147H171L170 146V149ZM41 151L43 153H41ZM8 153H7V155H8ZM45 153H46V155H45ZM172 154L170 153V155H172ZM4 157H5V159H3ZM36 157H39V158L37 159ZM6 158L9 161H7ZM28 158L29 159L31 158L29 162H28ZM34 158H36V159H34ZM142 158L140 157V159H142ZM138 159H139V157H138ZM138 159H137V161H142V160H140V159L138 160ZM3 160H5V161H3ZM253 160H255V155L253 156L252 154H250V156L248 158V165L249 166L242 173L243 176H240L238 174V176L236 177V172L238 171L237 170V167H236V169H235V186H236V194H237V199H238L239 213H240L241 225H242V229H243L244 244H245V248H246L247 257H248V259H250V254L252 252L251 251V246L249 244V237H250V235L252 236L255 233V237H253V241H255V239L259 241L258 249L261 250V252H259L260 253L259 255L262 256V264H264V243L261 240V235L258 232V229L256 228V224H255L256 217H257V213H256V196H255V192H254L255 191L256 183L259 182L258 173L260 175H262V168L259 167V170H257V164L254 163ZM31 162H33V165H34V166L32 165V167H31ZM216 163H217V160H216ZM5 164H7V165H5ZM5 171L7 172L6 175L8 174L7 177H4L5 176ZM27 171L30 172V176L29 175L27 176ZM257 171H259V172H257ZM84 172H85V174L88 172V167H87V169L85 168V171ZM213 172H214V170H213ZM213 172H212V170H209V173H211V176L212 177H214V173ZM216 173H217V164H216L215 174ZM9 174H10V176H9ZM216 177H217V174H216ZM216 177H215V181H216ZM18 178L20 179V181H19ZM11 180L14 181V182L12 181L13 183H15V184L17 183L16 184V187H14L15 184L11 183ZM5 181L7 183H9L8 186H7V183H5ZM213 187H215V185H213ZM7 190H6V193L4 191L1 192V193L2 194L3 193L4 194H8L7 193ZM59 194H60V196H59ZM59 199H61V200L59 201ZM200 208H206V207L200 205ZM70 213L71 212H69V214ZM28 215H29V218L27 219ZM25 216H26V218H25ZM16 217H17V220L19 218V221H16V222L13 221V223L11 224V221L14 220V219L16 220ZM33 217H34V219H33ZM31 218H32V222H33L34 225H32L30 223V221H29ZM213 218L216 221L215 223L217 224L216 227H215V230L212 231V227H210V226L207 227V229H206V233H207L206 238L207 239L204 242H201V244L203 246H200L199 245V246H197V247L194 248V250H196V253H194L195 254V256H194L195 259H194V262L192 264H220V245H219V233H218V215H217V206H216V196H215V192H214V195H213ZM6 219L8 221L10 219V221L8 222ZM24 219L28 220L29 223L31 224V226H29V225L27 226L28 223L26 224L25 223L26 220L23 221ZM21 221H23V222H21ZM28 221H26V222H28ZM37 221L38 222L40 221V225L37 223ZM60 221H63V220H59L58 221L59 224H60ZM18 222H21V224L18 225V226H20L19 228H21V229H19L20 232L18 233L19 237H21V235H20L21 233L23 234V232H21L22 230H24L26 232V233L23 234L22 238H19V241H18V238L16 239V235H12V234H9L10 236L8 235V233L14 232L15 229H13V228H17L18 227L17 226ZM42 222H44V224ZM22 223L23 224L24 223L26 224V225L24 224L25 225V228H26V226H27V228L28 227L29 228L27 230L25 228L22 229L24 227V225ZM41 223H42V225H41ZM57 226H59V225H57ZM85 226L83 227L84 229H86L87 227L92 228L93 225H91L90 223H88ZM5 227H10L11 229L10 228H7L8 229L7 230ZM45 228H46V230H45ZM71 228H73L72 230H74V229L77 230V231H75V230L74 231L79 233V229H76V228H74L72 226H71ZM71 228H70V232L72 231ZM1 229H0V231H1ZM43 231H45V233ZM6 232H8V233L6 234ZM46 232H49L50 233V236L52 238H50L48 236L46 237V235L48 234V233L46 234ZM75 232L70 233L71 235L69 234L70 235L69 236V240H68L69 241L68 242L69 243L68 244L69 246H67V248H69L68 249L69 251L67 252L68 253L67 254L68 256L70 255V251H73L75 249V247L77 248V246H74V245H77L75 243L76 241H74V237H75V234L74 233ZM91 233H90L91 237L89 236V239L87 237V240H88L87 242H86V237L84 238L85 241L82 242L83 243L82 244L83 248L82 249H79V248L75 249L76 250L75 251V253H76L75 256H79V257H77L78 260L76 259V262H75L74 259H73L72 260L73 262L70 261V262H68V264H76V263H78V264H107L108 255L105 252L101 251L100 253L96 254V252H98L96 250V247H99L100 246V243H101V239H104L103 238V234H101V233L98 234L99 232L97 233V231L95 232V230L93 232H91ZM35 234H36V236H34ZM39 234L45 235V237L44 236L42 237L41 235L39 236ZM18 235H17V237H18ZM37 235L40 238L37 237ZM151 237H152V239H151ZM14 238H15V240H14ZM26 241L28 242V244H27ZM70 241H72V243ZM151 241H152L153 244H151ZM25 244H27V247L25 246V248H23ZM15 246H16V249H14ZM73 247H74V249H73ZM149 251H150V253H149ZM149 254H151V256H149ZM73 255H74V251L72 252L71 259L74 257ZM152 255H155V256H152ZM257 255H258V253H257ZM61 257H62V259H61ZM69 258H70V256H69ZM74 258H76V257H74ZM71 259H69V260H71ZM257 260H258V258L256 256L255 264L258 262ZM140 262L141 261H139V263ZM249 264H250V261H249Z\"/></svg>", "mask_w": 264, "mask_h": 264}, {"label": "crops", "instance_id": "crops-1", "mask_svg": "<svg viewBox=\"0 0 264 264\" xmlns=\"http://www.w3.org/2000/svg\"><path fill=\"white\" fill-rule=\"evenodd\" d=\"M224 2L178 0L185 17V43L191 56L192 83L188 88V99L185 98L191 118L180 131L181 155L175 183L178 195L172 200L180 244L174 264H192L196 253L194 248L203 246L201 242L207 239V227H212L213 231L217 225L213 218L218 143L217 45ZM238 39L242 66L252 71L263 65L264 0H241ZM235 117L237 177L238 174L243 176L242 173L248 168L250 154L255 155L254 163L259 162L261 154L264 156V78L240 89ZM209 170H214V177ZM200 205L206 208H200ZM253 237L255 233L249 237L252 251L249 261L253 264L257 256L256 264H262L259 241H253Z\"/></svg>", "mask_w": 264, "mask_h": 264}, {"label": "water", "instance_id": "water-1", "mask_svg": "<svg viewBox=\"0 0 264 264\" xmlns=\"http://www.w3.org/2000/svg\"><path fill=\"white\" fill-rule=\"evenodd\" d=\"M240 7L241 0H225L217 45L219 99L216 117L218 143L215 196L220 264H237L235 239L238 240L243 259H248L235 186L237 164L235 108L240 89L252 81L264 78V64L252 71L245 69L241 64L238 39Z\"/></svg>", "mask_w": 264, "mask_h": 264}, {"label": "trees", "instance_id": "trees-1", "mask_svg": "<svg viewBox=\"0 0 264 264\" xmlns=\"http://www.w3.org/2000/svg\"><path fill=\"white\" fill-rule=\"evenodd\" d=\"M217 164V163H216Z\"/></svg>", "mask_w": 264, "mask_h": 264}]
</instances>
